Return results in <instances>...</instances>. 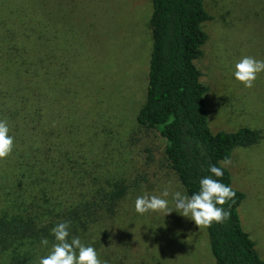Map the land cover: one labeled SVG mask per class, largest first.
Segmentation results:
<instances>
[{
  "label": "rangeland",
  "instance_id": "rangeland-1",
  "mask_svg": "<svg viewBox=\"0 0 264 264\" xmlns=\"http://www.w3.org/2000/svg\"><path fill=\"white\" fill-rule=\"evenodd\" d=\"M52 5L50 41L40 47L51 57L40 80L23 90L25 80L0 50V120L8 122L15 142L12 154L0 161V217L8 192L19 189L24 196L29 157L35 155L40 173L39 162L50 169L41 151L52 157L60 150L80 182L77 189L106 178L128 185L116 214L93 227L104 264H214L206 228L175 210L166 216L135 211L138 196H160L166 188L184 192L172 171L158 169V155L149 158L156 143L162 152L164 140L136 121L146 93L151 0H52ZM205 8L212 18L204 24L207 40L196 63L208 88L209 127L260 132L255 144L233 149L226 168L232 187L245 195L238 207L241 226L264 260V72L251 89L234 76L244 56L264 60V0H207ZM23 93L33 100L31 137L19 121ZM166 199L174 209L172 196ZM0 264H9L6 257Z\"/></svg>",
  "mask_w": 264,
  "mask_h": 264
},
{
  "label": "trees",
  "instance_id": "trees-1",
  "mask_svg": "<svg viewBox=\"0 0 264 264\" xmlns=\"http://www.w3.org/2000/svg\"><path fill=\"white\" fill-rule=\"evenodd\" d=\"M206 1L151 0L148 26L152 44L146 93L136 114L140 126L164 140L162 152L156 143L149 158L158 155V169L172 171L188 195L198 192L200 179L207 176L232 187L226 167L223 177H215L210 166L220 167L219 162L229 158L235 147L255 144L260 138L257 129L245 126L234 131H212L209 127L208 88L196 63L207 40L204 24L212 18ZM52 6V0H0V50L8 66L17 68L25 80L23 90L33 79H41L44 64L51 57V51L42 55L40 47L44 49L50 41L47 34L52 27ZM27 96H20L18 115L31 137L33 129L28 122L33 100ZM41 155L50 169L39 162L38 173L35 155L29 157L24 196L19 189L5 195L0 262L6 257L9 264H38L56 243L51 230L61 222H70L69 241L79 237L85 246L96 248L99 238L95 234L92 237L94 225L113 217L127 194L128 185L118 178H106L104 184L90 182L88 189H77L80 182L71 171L73 167L64 165L60 150L52 157L46 150ZM232 188L235 202L223 206L228 210L231 205L230 219L206 228L214 264H264L254 240L241 226L238 207L245 195ZM23 198H29L28 202ZM43 238L48 240L47 246L41 244Z\"/></svg>",
  "mask_w": 264,
  "mask_h": 264
},
{
  "label": "clouds",
  "instance_id": "clouds-1",
  "mask_svg": "<svg viewBox=\"0 0 264 264\" xmlns=\"http://www.w3.org/2000/svg\"><path fill=\"white\" fill-rule=\"evenodd\" d=\"M264 72V60H257L252 56H244L235 64L234 76L245 88L251 89L255 81ZM15 147L14 136L10 135V128L6 120H0V161H6ZM220 167L210 166L209 171L215 177H223V169L231 164L225 158L220 161ZM172 196L174 209L169 207L166 199ZM235 191L229 185L213 179L212 176L203 177L199 181V191L188 195L182 191L171 192L166 188L160 196L144 194L135 200V211L140 215L149 212L163 213L165 216L173 210L182 216L190 218L200 228H210L213 223L223 224L230 219V208L223 206L229 201L235 202ZM70 222H61L51 231L56 243L45 257L39 259L38 264H104L94 247L85 246L79 237L70 236ZM43 238L41 244L48 245Z\"/></svg>",
  "mask_w": 264,
  "mask_h": 264
}]
</instances>
